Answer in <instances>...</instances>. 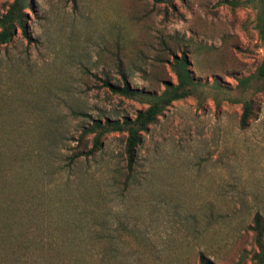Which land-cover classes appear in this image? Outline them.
Masks as SVG:
<instances>
[{
	"label": "rangeland",
	"instance_id": "obj_1",
	"mask_svg": "<svg viewBox=\"0 0 264 264\" xmlns=\"http://www.w3.org/2000/svg\"><path fill=\"white\" fill-rule=\"evenodd\" d=\"M24 13L0 46V264H201L202 251L261 264L264 80H240L264 58V0H26ZM183 51L198 86L143 133L132 167L128 130L89 153L92 120H134L176 84ZM125 79L136 97L106 84Z\"/></svg>",
	"mask_w": 264,
	"mask_h": 264
},
{
	"label": "trees",
	"instance_id": "obj_2",
	"mask_svg": "<svg viewBox=\"0 0 264 264\" xmlns=\"http://www.w3.org/2000/svg\"><path fill=\"white\" fill-rule=\"evenodd\" d=\"M26 0H14L9 6L6 13L0 17V46L9 42L12 37L17 33L19 27L26 32L24 23L25 13L24 6ZM261 32L264 35V23L262 24ZM172 68L177 76L176 84L166 82V86L159 94L151 96L150 105L143 111H139L134 120L125 118L123 122L113 121L106 118L104 121L101 119H93L91 124L83 131L85 134H94V145L89 150V153H94L102 146V137L107 133L115 130H128V138L126 143V152L128 156L129 166L132 167L136 161V152L138 145L142 142L143 133L149 130V126L155 122L159 115L170 106L174 101L192 95L196 90L198 83L190 70V62L187 52L183 51L180 55L175 54L172 60ZM256 77L259 80H264V58L261 65L258 67L257 72L253 76L244 77L240 80V84L248 86L250 80ZM106 84L116 92L129 97H136L138 91L131 88L125 79L123 86L112 84L107 81ZM252 114L251 100H246L243 105V114L241 116V125L246 126ZM133 168H129V171ZM130 171V172H131ZM129 172V173H130ZM255 225L253 229L258 233V243L261 244V235L263 233V218L260 213L255 215ZM256 259L263 264V254H257ZM201 264H212L211 259L203 251L200 253Z\"/></svg>",
	"mask_w": 264,
	"mask_h": 264
}]
</instances>
